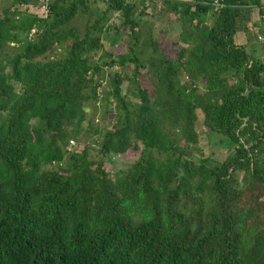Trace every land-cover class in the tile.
<instances>
[{
    "label": "trees",
    "instance_id": "16d2710c",
    "mask_svg": "<svg viewBox=\"0 0 264 264\" xmlns=\"http://www.w3.org/2000/svg\"><path fill=\"white\" fill-rule=\"evenodd\" d=\"M216 1L160 0L173 55L141 40L152 0L1 7L0 49L17 46L0 54V264H264V56L247 28L264 5ZM97 98L109 127L84 116ZM82 122L97 137L74 147ZM215 138L219 159L200 144Z\"/></svg>",
    "mask_w": 264,
    "mask_h": 264
},
{
    "label": "rangeland",
    "instance_id": "374dc122",
    "mask_svg": "<svg viewBox=\"0 0 264 264\" xmlns=\"http://www.w3.org/2000/svg\"><path fill=\"white\" fill-rule=\"evenodd\" d=\"M11 0H0V9L1 7L8 6L9 11L14 8V15L21 16V14H24V17H26L28 20L30 14H35V15H40L43 16V12L37 11L35 6L33 5H26V4H21V5H11L10 4ZM147 13L142 14V19L140 20V30L142 31L141 35V40L145 38V36L149 35L151 36L158 44L160 48H162L163 51L173 55V51L177 48L176 44L173 45V43L176 40L177 33L179 31V23L176 19L172 17L171 14L166 12L164 9V6H162L160 0H152V5L147 6ZM254 13V11H253ZM29 14V15H28ZM89 16L86 14V12H79L75 18L71 21V24H77L79 28L83 27V24L85 23L86 20H88ZM37 30L35 28L32 29L30 36L28 38H31L32 35L36 32ZM239 33L242 34V32H238L236 34V37L239 38ZM237 38L235 40H237ZM126 36H122L121 39L118 40V42L114 43L113 46V52L112 55L115 57L116 52L120 53L125 50V44L127 41ZM102 47L106 50L112 47L111 44H109L107 39H102ZM144 46V49L149 50V44L142 43V46ZM14 46L16 47V43H10L9 41L5 42L2 44L1 49H0V54H11L14 51ZM253 54L264 56V45H260L258 42H256L253 46ZM98 52L94 51L93 55H96ZM147 52V51H145ZM56 53H62L60 49L57 48L56 45H53V50L52 54ZM104 69L106 71V76L108 73H111L114 69H119L117 64H114L112 66H104ZM141 70H145V68H141ZM129 69H126L125 72H128ZM105 85V84H103ZM127 86V83L123 82L122 87L125 89ZM105 86H102V89H105ZM101 92V91H99ZM109 98V97H108ZM111 103H106L102 100V98H97L94 101L91 99H88L86 101H83L82 106H83V112L84 116L86 118H92L93 122H97L99 126L101 127H109L111 125V121L114 120V110L111 109L109 111H105L109 108H112V101ZM85 126V122H82V131L79 133L78 137L76 140L73 139V144L74 147L79 144L80 141L82 140H92V138H95L97 136L88 134L84 131L83 127ZM69 143V142H68ZM77 143V144H76ZM202 145L203 150L206 152H210L211 155L219 159L221 158L224 153L226 154L229 149L225 146V144L221 143V145H216L217 141L215 138V142L211 140L210 143L205 144L204 140H201L200 144ZM115 162H117L116 167L117 169H124L130 161L132 160L131 157L129 156H115L113 158Z\"/></svg>",
    "mask_w": 264,
    "mask_h": 264
},
{
    "label": "built area",
    "instance_id": "2783aa9c",
    "mask_svg": "<svg viewBox=\"0 0 264 264\" xmlns=\"http://www.w3.org/2000/svg\"><path fill=\"white\" fill-rule=\"evenodd\" d=\"M45 1L40 0V4L36 7L37 11L43 12L45 14ZM183 1V0H181ZM264 5V0H261ZM210 4L214 7L218 6L219 3L216 0H210ZM249 33L253 36V39L258 43H264V8L263 10H258L251 20V22L247 26ZM32 29L28 32V36H30Z\"/></svg>",
    "mask_w": 264,
    "mask_h": 264
}]
</instances>
